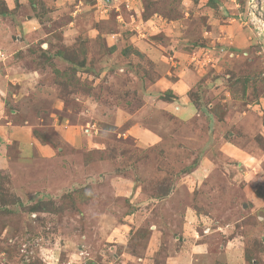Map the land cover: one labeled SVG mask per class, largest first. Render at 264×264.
I'll use <instances>...</instances> for the list:
<instances>
[{
    "label": "rangeland",
    "instance_id": "374dc122",
    "mask_svg": "<svg viewBox=\"0 0 264 264\" xmlns=\"http://www.w3.org/2000/svg\"><path fill=\"white\" fill-rule=\"evenodd\" d=\"M0 264H264V0H0Z\"/></svg>",
    "mask_w": 264,
    "mask_h": 264
},
{
    "label": "trees",
    "instance_id": "16d2710c",
    "mask_svg": "<svg viewBox=\"0 0 264 264\" xmlns=\"http://www.w3.org/2000/svg\"><path fill=\"white\" fill-rule=\"evenodd\" d=\"M212 3H209V5H211ZM242 90H243V93H244V91H245V86L244 85H242Z\"/></svg>",
    "mask_w": 264,
    "mask_h": 264
},
{
    "label": "crops",
    "instance_id": "0c3cea01",
    "mask_svg": "<svg viewBox=\"0 0 264 264\" xmlns=\"http://www.w3.org/2000/svg\"><path fill=\"white\" fill-rule=\"evenodd\" d=\"M23 140V139H22ZM149 141H151V140H149Z\"/></svg>",
    "mask_w": 264,
    "mask_h": 264
}]
</instances>
